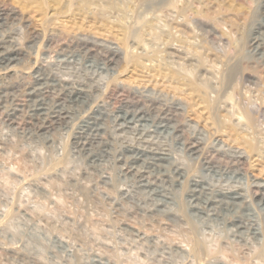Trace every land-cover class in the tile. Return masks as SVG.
<instances>
[{
  "label": "rangeland",
  "instance_id": "1",
  "mask_svg": "<svg viewBox=\"0 0 264 264\" xmlns=\"http://www.w3.org/2000/svg\"><path fill=\"white\" fill-rule=\"evenodd\" d=\"M78 1L0 0V264H264V0Z\"/></svg>",
  "mask_w": 264,
  "mask_h": 264
},
{
  "label": "bare ground",
  "instance_id": "2",
  "mask_svg": "<svg viewBox=\"0 0 264 264\" xmlns=\"http://www.w3.org/2000/svg\"><path fill=\"white\" fill-rule=\"evenodd\" d=\"M56 2L58 1V0H55ZM70 1V0H69ZM77 1V0H76ZM80 1V2H79ZM78 1V3L79 4H82L83 6H90L91 4H95V7H98V4L97 3H95V2H97L98 0H79ZM101 2H104L103 4H101L100 3V7L101 8H103V9H114L115 7L118 9V8H120L121 7V10H122V6L120 5V6H118L119 5V3L117 4V2H115V0H100ZM181 1V0H180ZM188 1V0H187ZM182 2V1H181ZM77 3V4H78ZM183 4L184 3H180L178 6L177 5H175V7L177 8V11L178 10H180V9H183ZM185 5V4H184ZM51 6H53V4L51 5ZM120 10V9H119ZM119 10H117V11H119ZM196 10V9H195ZM52 13H57L56 12V9H54V7H53V12ZM262 25H264V23H262ZM125 33H124V30L122 29V27L119 29V32L116 34V36H118L117 38H118V40H119V43H121V42H123L124 40H125V35H124ZM262 40V39H261ZM260 43V42H259ZM258 43V44H259ZM257 44V45H258ZM256 45V46H257ZM255 46V47H256ZM261 46V45H260ZM145 47L146 46H143L141 49H145ZM256 49V48H255ZM145 51V50H144ZM8 52V51H7ZM6 52V53H7ZM3 54V53H2ZM256 54V53H255ZM261 54V53H260ZM263 54V53H262ZM261 54V55H262ZM1 55V54H0ZM257 55H259V53L257 54ZM260 56V55H259ZM264 57V56H263ZM7 58V57H6ZM5 58V56H1V59H6ZM1 61H3V60H1ZM166 64V63H165ZM181 65V64H180ZM180 65L178 66V68L180 67ZM168 66V65H167ZM173 68V67H172ZM171 72V70H168V72ZM177 71V70H176ZM173 72L172 71V74H171V76H178L179 78L181 77V76H183V75H181V73L179 74L178 72ZM168 72H167V74H168ZM180 72V71H179ZM182 72V71H181ZM166 76V75H165ZM171 76H170V73H169V77L171 78ZM168 77V76H167ZM185 77V76H184ZM173 78V77H172ZM179 78H178V83L180 84L181 82L180 81H183L182 79L181 80H179ZM182 78V77H181ZM186 78V77H185ZM175 80L177 79V78H174ZM148 80V79H147ZM173 80V79H172ZM171 80V81H172ZM187 80V82H189L190 80H188V79H186ZM194 81V80H193ZM174 82V81H173ZM169 83H171V82H169ZM184 83V86H185V84L186 85H188L189 83H190V85H192V86H189L188 85V87H192L191 88V90H189L190 88H188V90L190 91L189 93L192 95V93H204L203 91H202V89H206V88H201V86H196V85H198L199 83H197V82H195V83H197V84H193V82L191 83V81L189 82V83H186V82H183ZM183 83H181V85L183 84ZM176 85V84H175ZM200 85V84H199ZM38 86H40V87H38ZM183 86V87H184ZM176 87V86H175ZM177 87H178V89L180 88H182V87H180V85H178L177 84ZM27 89H28V91L25 93V96L27 97V99L28 100H33L34 99V97H39V96H43V95H45V94H48V89H49V87L43 82V78H37L35 81H33V83L30 85V86H28L27 87ZM185 89H186V87H185ZM187 92V91H186ZM78 93H80L79 91H72V92H70L69 93V98L70 99H72V100H76L75 98L76 97H78V96H75V95H79ZM199 94V96H201V97H203V95L205 94ZM3 95V94H2ZM68 95V94H67ZM188 95V94H187ZM186 96V95H185ZM205 97V96H204ZM58 99H59V97H57ZM191 99V98H190ZM27 100V101H28ZM35 103V102H34ZM199 104V103H198ZM200 105V104H199ZM204 109V108H203ZM31 112H32V114H31V117H33V118H37V119H40L41 121H42V127H47L48 125L50 126V124L51 123H53V122H56V121H58V120H60V119H62L63 118V114H64V111H62V110H57V109H52V110H49V108H47L46 106H45V104L43 103V101L42 100H37V102L33 105V108L31 107ZM201 112V111H200ZM242 111H240L239 112V118L237 117L236 119H237V121H238V123H239V121L240 120H245L246 119V117H248L247 119H249V116H246L245 115V113L246 112H244V114L243 113H241ZM241 114H242V116H241ZM246 117H245V116ZM236 117V116H235ZM244 118V119H243ZM12 119V118H11ZM89 119V118H88ZM235 119V120H236ZM246 119V121H248ZM87 121V120H86ZM243 123V122H242ZM89 124V123H88ZM40 125V124H39ZM86 125V124H85ZM90 125V124H89ZM95 127V126H94ZM92 128V127H91ZM47 129V128H46ZM87 129V128H86ZM81 130V129H80ZM92 130V132H94V134H93V136H95V132L97 131V130H95V129H91ZM84 131V130H83ZM84 132H86V131H84ZM87 134V133H86ZM97 135V134H96ZM79 136V135H78ZM83 136H84V134H83ZM94 138V137H93ZM100 138V137H99ZM81 139V138H80ZM79 139V140H80ZM84 140V139H83ZM89 140V139H88ZM96 140V139H95ZM82 141V140H81ZM90 142V141H89ZM89 142H87V143H89ZM78 143V142H77ZM80 144V143H79ZM78 144V145H79ZM83 144H85V143H82V146H83ZM80 147V146H79ZM86 147V146H85ZM195 147H196V144H195V142H192V143H189L188 144V148L190 149V150H195ZM88 148H90V147H88ZM197 148V147H196ZM86 151V150H85ZM133 151V150H132ZM142 152V151H141ZM139 153V152H138ZM139 155V154H138ZM91 156V155H90ZM141 156V155H140ZM148 156V155H147ZM146 156V157H147ZM145 157V158H146ZM141 158V157H140ZM150 158V157H149ZM143 159V158H142ZM165 159V157L164 156H161L160 154H157V153H154V156L153 157H151L150 158V160H149V162H147V165H149V167H151V166H156V167H158V166H160V164H159V161L160 160H164ZM136 163V162H135ZM146 164V163H145ZM162 165V164H161ZM139 166V165H138ZM130 170H131V172H133L132 174L134 175V173L135 174H137V175H139V176H142L143 174H142V172L143 171H138L137 169L136 170H132V167H131V165L128 167ZM136 168V167H135ZM138 176V177H139ZM144 176V175H143ZM147 178V177H146ZM145 183V182H144ZM148 184V183H147ZM257 193V192H256ZM259 193V192H258ZM236 194V193H235ZM233 192H226V193H224L223 194V196H222V198L221 199H218V202H220L221 204H224V205H228V208L230 209V210H234L235 208V206L236 205H238L239 204V202H238V197L235 195Z\"/></svg>",
  "mask_w": 264,
  "mask_h": 264
}]
</instances>
